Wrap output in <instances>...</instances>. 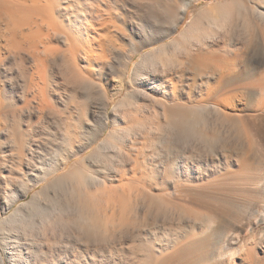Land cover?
I'll return each mask as SVG.
<instances>
[{"label": "rangeland", "instance_id": "1", "mask_svg": "<svg viewBox=\"0 0 264 264\" xmlns=\"http://www.w3.org/2000/svg\"><path fill=\"white\" fill-rule=\"evenodd\" d=\"M73 1L40 0L33 6L27 0H0V206L26 182L29 169L68 153L67 145L74 152L64 167L32 186L13 206L0 208L1 219L16 209L23 216L9 234H22L20 242L30 247L32 262L37 258L42 264H205L201 253L210 250L206 246L221 231L220 246L234 236L235 244L228 245L232 251L206 264H250L249 250L256 254L254 264H264V234L259 235L264 225L253 224L256 214L264 215V24L257 17L264 0H196L176 28V20L154 22L159 37L162 30L170 33L153 45L136 37L140 47L130 60L116 58L107 48L103 54L83 46L97 59L92 65L63 44L64 35L71 34L69 26L80 18ZM134 1L93 2L98 16L90 14L87 24L99 33V42L108 44L110 27L128 31L136 24L141 15L136 3L146 6L158 0ZM229 12L232 22L223 16L212 25L215 54L201 63L199 72L215 74L232 62L231 76L222 84L213 79L215 92L205 99V91L189 88L193 75L186 72L175 101L183 123L166 125L161 104L141 97L138 84L144 71L136 66L150 50L186 36L193 21ZM119 37L111 39L115 49L128 53V41ZM210 104H218L221 114L211 112ZM111 129L116 141L123 140L120 151L96 152ZM135 160L144 165L132 169ZM69 173L78 182L88 176L101 182L86 187L61 182ZM71 187L76 188L73 195ZM31 200L42 210L32 228L25 226ZM250 224L252 230L247 229ZM5 230L2 224L0 237Z\"/></svg>", "mask_w": 264, "mask_h": 264}, {"label": "bare ground", "instance_id": "2", "mask_svg": "<svg viewBox=\"0 0 264 264\" xmlns=\"http://www.w3.org/2000/svg\"><path fill=\"white\" fill-rule=\"evenodd\" d=\"M28 1L31 2V4L33 6H35L36 4H38V2H40V0H27V2ZM194 1H196V0H158L157 3L153 2L154 4L151 3L152 5H146V6L144 4H142V3H136V5L141 4L140 5L141 8H140V6H138L140 8V9L139 8L138 9L140 10L141 15H140L139 18L136 19V22H135L136 24H133L132 27L130 25L129 28H128V31H125L124 29H121L120 27H117V26H114V28L117 27L116 31L112 30L111 29L112 27L108 28V34L109 35H107V36H109V40L107 42L108 44H105L104 42L103 43L99 42V40H101V39L98 40L99 33L95 29H93L91 24H87V22L89 21L90 14H94L95 17L98 16L97 10L93 8V2L96 3L97 0H93L92 2H90V0H74L73 3H72L73 4L72 8L75 10L76 15H78V17L80 16V18H78V19H76V21H74V22H76V24L74 26L73 25L69 26V28L71 30V34L70 35H64L65 36V41H64L63 44L69 45L71 47L73 53L76 52V53L83 54L85 56L84 57V59H85L84 62H86V64H89V65H92L93 63H95L97 61V59L95 60V56L93 57V55L90 54V50H87V49L83 48V46H86V48L94 46V48L96 50L94 52H96V53L97 52H99V53L102 52L103 54L105 53L104 51L107 48V50H113V52L115 53L116 58L120 59L121 57H125V59L130 60L136 54V52L139 50L140 40L146 41L148 43L147 45L151 46L156 41H158L162 36H166L167 33H170L169 31L167 32L166 30H162L160 32V36L161 37H159L158 36L159 33H157L154 30V28H155V26L153 25L154 22L159 21V20H163L164 22L168 23L169 21L173 22L174 20H176V23H174V25H175L174 28H176L178 21L180 19H183V16H184L185 12L189 11V9H190V7H191V5H192V3ZM39 5H40V3H39ZM218 8H219V6H218ZM86 9H88V11L91 10V12L85 13L84 11H87ZM13 12H15V11H13ZM239 12H240V10H239ZM239 14H237V15H239ZM233 15L234 14L231 13V12H229V13H211L210 16H207L208 17L207 21H203V20L201 21L200 20L201 18L193 21V23L190 24L191 25L190 27L192 29L187 32L186 36H184V34L180 35L178 38L173 39L170 42L164 43L163 45L158 46V47L150 50L145 55H143V57L141 58L140 63L136 66V69H138L140 71H144L143 73L140 74V79H144V80H140V83L138 84V86H142L143 87V90L140 91L141 92L140 93L141 97L144 98V99H146L147 97L148 98L151 97L154 100V103L161 104V106H162L161 115H162L166 125L175 126V125L183 123L184 114H183V112H181V110L179 108L181 106L179 104L175 103V101L178 99L176 97L177 96L176 93L183 90L182 82H183V77H184L186 72H189L191 75H193V77L191 78V81H190L191 84L188 83L189 84V88H196V89H198L200 91V93H203V91H205L204 94H203L205 99H209L211 97V95L213 94V92H215V89L210 86L211 83L213 82L212 81L213 79L217 78L218 82H219L218 84H222L225 81H227L229 79V77L231 76L230 75V71L232 70V66H233L232 62H226L225 64H223L224 67H222L223 69L220 72H217V73L211 74V75H207V74L206 75H201V73L199 72L200 71L199 70V66L203 62H208L211 59L212 55L215 54V49H213V47L215 46V43H214L215 41L213 40V38L211 39V36H212L211 27H212V25L216 22L217 19L219 20L220 18L221 19L224 18L223 16H225L228 19H231V22H232V18H233L232 16ZM41 16H42V14H41ZM201 17H203V16L201 15ZM257 17H258V19L263 21V24H264V11L257 12ZM261 21H259V22H261ZM38 22H40V21H38ZM30 24H31V22H30ZM5 28H7V27H5ZM118 28H119V31H118ZM21 29H19V30H21ZM139 29H140V31H139ZM11 30L14 33L15 30H13V27L11 28ZM37 30H38V28H37ZM8 31H10V30H8ZM7 32H5V34ZM96 32L98 34H96ZM106 32H107V29H106ZM215 32H216V30H215ZM63 33H64V31H63ZM114 34H116L117 36H120L122 39L124 38V41H125L126 44H127V41H128V47H129V52L128 53H125L124 49H122V48L115 49V42L113 40H111L113 38ZM12 35H14V34H12ZM73 35H76V37L74 38ZM16 37H18V36H16ZM16 37L14 39H16ZM136 37H139L140 40L139 41H135ZM18 41H20V40H18ZM43 46H44V44H43ZM67 48H68V46H66V49ZM14 49H15V47H14ZM39 58H42V57H39ZM102 61L105 62L106 60L102 59ZM108 65L110 66L111 64L109 63ZM134 73H137V70H134ZM136 78H137V76H136ZM116 85H118V87H117L118 89L116 91H120L121 90V83L117 82ZM125 97H129V95L126 94ZM206 107L207 106H205V108ZM208 108L211 109V112H215L217 110L221 114V111L219 110V105L218 104H210V105H208ZM116 111L117 110L115 108L113 110V112H112V119H113V123H115V124H116L115 120H117ZM221 116H223V115H221ZM125 117H126V114L125 113L122 114V120L123 121H126ZM223 117H225V116H223ZM184 130L188 131V130H192V128L184 127ZM243 131L240 130V134H241V132H242V134H244ZM114 133H115V130L111 129L110 133L107 135V137L104 138L98 144V146L96 148V152L100 151V153H101V151L107 152L108 150H111V151L113 150L114 152H119L120 151L121 143H123V140L122 141L121 140H117L116 141L113 138L114 137L113 136ZM65 134L68 135L69 133L67 134L65 132ZM126 134H130V131H127ZM68 136H70V135H68ZM61 137H63V136H61ZM118 138H119V136H118ZM62 139H63V141L67 140V139H64V138H62ZM147 142H148V140H147ZM151 142H152V140H151ZM56 143L62 145L61 141L60 142L56 141ZM66 143H68V142H66ZM65 144H63V145H65ZM69 145H70V142H69ZM67 146H66L65 150L68 153L62 154V155L59 153L61 155V156L59 155V157H60V158L58 157L59 159L58 158L49 159V161H47L46 163L42 162V164H40L39 167H37L38 166L37 165L34 169H29L30 173L27 174L26 182L23 185L20 186V189H18L17 191L12 193L11 195L6 196L7 200L3 201L2 205L0 206L1 210L13 206V204L18 200V198L21 197V196L22 197L25 196L26 192H28V190L30 188H32V186L45 181L50 174H52V173L56 172L58 169L64 167L68 163L70 152L71 153L73 152V151L69 150L67 148ZM143 163L141 162V164H143ZM137 164H138V160H135L132 169ZM74 168H75V166H74ZM95 175H97V174H95ZM59 179H60L61 182H66V183L67 182L68 183L69 182L72 183V181H73V183L74 184L76 183V185L80 182L82 187H86L87 185L89 186V185H91L93 183L95 184V183L101 182L97 177H94V176L83 177L78 182L75 179V176L70 175V173L64 175L63 177H61ZM143 183H144V181H143ZM75 190H76L75 187H71L70 194L73 195ZM83 200H84V198H83ZM81 201H82V199H81ZM38 204H40V203L37 200H33V201L31 200V201H29L27 203V205L33 207V210H32V213H31V217L27 220L25 226L30 227V228H32L34 226L35 218L42 211L40 209L41 207L39 208ZM112 206H113V204H112ZM108 208H109V206H108ZM177 210L180 211V209H177ZM179 211H178V213H179ZM223 213H224V210H223ZM231 213H232V211H231ZM22 217L23 216L20 213V211L16 209L8 217L3 218V219L0 218V229H1V225L2 224L6 225V230H5L6 236L0 237V251H1V253H3V255L5 256V258L7 259L9 264H42L43 260L40 261L41 262L40 263L37 260V258L32 262V257L30 255V247L27 246V244L25 242L24 243L20 242L21 239H22V236H21L22 234H12V235L9 234V232L11 230L15 229L16 226L18 227V224H19L20 220L22 219ZM194 218H196V217H194ZM83 220H85V219H83ZM253 221H254V223H253L254 225H256V226L257 225H262L263 226L264 225V215H257L256 214ZM251 226L248 227V228L246 227V228L248 230L249 229L252 230L253 226L252 227ZM88 227H92L93 228V225H89ZM263 229L260 231V234H259L260 236H263V234H264L263 233L264 232ZM203 232H205V231H202V233ZM216 232H218V231H216ZM15 233H17V232H15ZM113 233H116V232H113ZM113 233L111 232L110 234H113ZM220 233H222V232L220 231ZM220 233H219V235L216 233L218 236H216V237L213 236L212 237L214 239L216 238V240H214L215 243H213V244L211 243V244H209V246L207 244H205V245H207L206 247L207 248L209 247L208 249H210V250H207L206 253L203 252L204 254L201 253L202 254L200 256L201 261L205 262V264H206V262H208V263L209 262H213L214 263V261L216 259H219V261H220V259H222L221 257H224L227 253H229L231 248L229 249L228 245L229 244H235L236 240L234 239V236L229 235V237H228L226 235V237H228V238L226 239L225 243L222 242L223 244L220 246V244H219L220 243L219 242V236L221 238V235H222V234L220 235ZM120 234L121 233H119V235ZM108 237H109V235H108ZM203 237H205V236H203ZM194 238H195V234H194ZM222 239H221V241H222ZM210 240L211 239H209V241ZM188 241H190V239ZM202 241H200V242H202ZM92 245H90V246H92ZM84 246H86V245H84ZM94 246H96V245H94ZM142 246H144V245L142 244ZM201 248H203V247H201ZM189 249H188V252H189ZM182 250H183V248H182ZM200 250H202V249H200ZM141 251H143V250H141ZM231 251H232V249H231ZM186 252H187V250H186ZM23 253H26V255L24 256ZM195 255H197V254H195ZM255 255H254V251L253 250H249L248 251L247 258H248L250 264H254V262L256 261ZM197 256H199V254ZM191 258H193V257H191ZM197 261H198V259H197ZM137 262H139V260ZM79 263H80V261H79ZM186 263H187V261H186ZM0 264H4L3 258L1 257V254H0ZM190 264H191V262H190ZM210 264H212V263H210Z\"/></svg>", "mask_w": 264, "mask_h": 264}]
</instances>
